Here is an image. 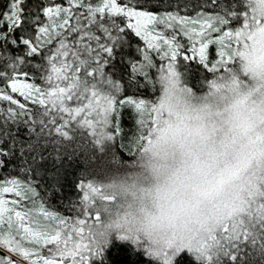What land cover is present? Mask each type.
<instances>
[{"label":"snow or ice","instance_id":"obj_1","mask_svg":"<svg viewBox=\"0 0 264 264\" xmlns=\"http://www.w3.org/2000/svg\"><path fill=\"white\" fill-rule=\"evenodd\" d=\"M27 3L9 0L0 12V100L15 106L0 109V144L5 137L16 142L5 125L23 118L29 142L17 147L22 157L25 152L31 154V164L25 159L29 171H33L31 165L46 159L42 150L53 135L59 137L57 147L74 139L76 132L87 133L97 145L111 142L121 131L119 122L113 121L121 108L133 109L140 116L137 124L144 127L150 102L135 94L118 98L122 85L105 71L126 44L129 32L145 44L138 49L142 59L126 65L130 88L137 77L149 80L153 68L161 79L179 80L181 59L195 60L209 73L226 72L234 48L245 36L254 35L251 29L264 31L258 15L264 0H255L257 7H252L253 0H209V7L216 11L198 12L196 17L160 15L147 7L150 0H66V4L42 6L45 19L33 16L31 30ZM161 24L171 31L157 30ZM179 37L186 38L187 45ZM210 45L217 49L215 61L209 59ZM153 52L166 63L157 66ZM41 138L46 142L41 143ZM11 155V148H0V157ZM53 158L59 160V154ZM4 164L0 159V168ZM97 184L79 181V215H62L46 207L30 181L0 183V264H104V250L117 238L110 243L100 241L94 232L101 212H110L111 202ZM9 195L16 198H6ZM245 246L264 253V178L203 248L182 252L178 247L161 254L162 264H180L185 254L199 264H237Z\"/></svg>","mask_w":264,"mask_h":264},{"label":"clouds","instance_id":"obj_2","mask_svg":"<svg viewBox=\"0 0 264 264\" xmlns=\"http://www.w3.org/2000/svg\"><path fill=\"white\" fill-rule=\"evenodd\" d=\"M258 15L264 28V8ZM251 32L199 90L157 77L132 158L102 162L97 186L111 202L98 240L115 237L162 264L178 247L203 248L264 178V31Z\"/></svg>","mask_w":264,"mask_h":264},{"label":"trees","instance_id":"obj_3","mask_svg":"<svg viewBox=\"0 0 264 264\" xmlns=\"http://www.w3.org/2000/svg\"><path fill=\"white\" fill-rule=\"evenodd\" d=\"M8 2L9 0H0V12L6 10ZM53 2L66 4V0H28L26 10L31 14L27 25L29 30H31L33 16H40L42 20V6H48ZM93 3H95V0ZM147 7L155 13L171 12L189 17H196L198 12L212 13L216 11V9L209 7V0H150ZM16 35H19V33H16ZM127 38L126 44L116 52L113 65L105 71L111 74L113 80L120 82L122 85L123 91L117 94L118 98L122 95L135 94V98L151 102L156 94L153 69L149 70V80L137 77V83L129 88V70L126 65L129 61H140L142 59L138 49L144 48L145 45L135 35L128 34ZM185 44L187 45V43ZM209 48V59L212 61L211 59L216 55L215 46L210 45ZM186 54L191 55L190 53ZM151 55L155 64L160 61L157 55L154 56L153 53ZM36 59L39 60V57ZM180 71L183 74V79L197 90L209 79V76H206L208 71L195 60L185 61L184 64L180 62ZM39 82L37 80V83ZM13 95L21 103L25 102L24 98L18 94ZM10 106L15 107L9 105L6 101L0 100V109ZM29 107L32 106L29 105ZM139 119V114L129 107L121 108L118 114H114L113 121L114 123L119 122L121 131L111 142H107L106 150L103 145H96L95 139L87 133L81 136L79 132H76L74 139L64 141L58 147L55 142L59 137L53 135L47 140L48 147L42 150L46 159L43 162L31 165L33 171H29L28 165L25 164V159H28L29 164H31V154L25 152L22 157L17 147L20 142H29L28 127L23 123V118L17 123L9 122L5 127L13 136L17 137V140L13 143L10 138L5 137L4 142L0 144V148L5 150L11 148L13 152L11 156L0 157L5 161L4 167L0 168V183L9 179L28 181L31 174H38L41 177L36 179L34 175L33 179L37 181L38 192L43 201L48 206L50 203L57 210L68 207L72 209L79 204L78 201L81 197V191L76 187L77 183L81 180L84 182H98L100 169L104 166L102 162L106 161L109 155L113 157L114 163L119 158L124 160L132 158L129 148L141 132V128L136 122ZM45 142L46 139L41 138V143ZM57 153L60 157L59 160L53 158ZM242 256V261L238 259L237 264H264V253H261L258 248L245 246ZM104 264H151V262L146 260L144 255L131 244L115 241L104 250ZM180 264H199V262L194 257L185 254L180 259Z\"/></svg>","mask_w":264,"mask_h":264},{"label":"rangeland","instance_id":"obj_4","mask_svg":"<svg viewBox=\"0 0 264 264\" xmlns=\"http://www.w3.org/2000/svg\"><path fill=\"white\" fill-rule=\"evenodd\" d=\"M94 1V0H93ZM122 2H124V0H122ZM158 14H160V15H164L165 13H159V12H157ZM209 13H211V12H209ZM45 18L42 16V21L44 20ZM157 30H159V31H164L165 33H168V32H170L171 31V29H167L166 27H165V25H163V24H161V25H158L157 26ZM129 34H132L133 36H134V33H131V32H129ZM213 35H216V34H213ZM180 39H181V42L182 43H187V40H186V38H183V37H179ZM140 39V38H139ZM127 40H128V38H127ZM141 40V39H140ZM145 45V44H144ZM234 47L236 46V45H233ZM209 50H210V48H209ZM217 52V49H216V46H215V53ZM153 54H154V56H156V53H154L153 52ZM159 58V57H158ZM217 59H219V57L217 56V54L215 55V57L213 58V59H211L212 61H215V60H217ZM180 62L182 63V64H184L185 63V61H182V59L181 60H179L178 61V69L180 70ZM163 63H166V61H157L156 62V65L157 66H160L161 64H163ZM223 71V69H221V71L220 72H222ZM219 72V73H220ZM219 73H215V74H213V73H209L208 72V74L206 75V76H209L208 78H211L212 76H214V75H218ZM153 74H154V78H155V81H156V79H157V77H158V73H157V71H156V69L155 68H153ZM213 74V75H212ZM115 81V80H114ZM154 98H155V96H154ZM96 144V143H95ZM97 145V144H96ZM35 175V177H36V179L38 178V177H41L40 175H38V174H34ZM33 174H31L30 176H29V179L30 180H28V181H30L33 185H35V187H36V189H37V191H38V185H37V181L35 180V179H33V176H34ZM34 177V178H35ZM20 181L22 182H25L26 180H22V179H20ZM86 182H92V183H94V184H96V183H98V182H96V181H86ZM6 198H8V199H15L16 197H14V196H11V195H9V196H7ZM27 203V202H26ZM44 203H45V205H46V207L49 209V210H52V211H54V212H56V213H59V214H62V215H79V212L77 211V209H79V207H80V205L78 204V205H76V206H74L72 209H69V207L68 208H65V209H60V210H57V209H55V208H53L51 205H50V203H49V206L47 205V203L44 201Z\"/></svg>","mask_w":264,"mask_h":264}]
</instances>
